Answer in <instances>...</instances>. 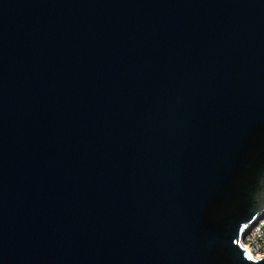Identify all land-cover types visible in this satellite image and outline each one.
Wrapping results in <instances>:
<instances>
[{"label":"water","instance_id":"obj_1","mask_svg":"<svg viewBox=\"0 0 264 264\" xmlns=\"http://www.w3.org/2000/svg\"><path fill=\"white\" fill-rule=\"evenodd\" d=\"M264 0H0V264H264Z\"/></svg>","mask_w":264,"mask_h":264},{"label":"built area","instance_id":"obj_2","mask_svg":"<svg viewBox=\"0 0 264 264\" xmlns=\"http://www.w3.org/2000/svg\"><path fill=\"white\" fill-rule=\"evenodd\" d=\"M240 243L254 259L264 258V213L254 225L248 226L242 234Z\"/></svg>","mask_w":264,"mask_h":264}]
</instances>
